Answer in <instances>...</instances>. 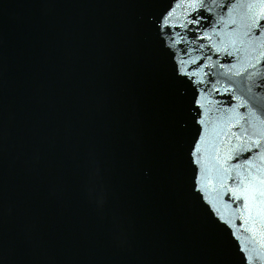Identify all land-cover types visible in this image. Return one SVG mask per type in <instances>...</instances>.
<instances>
[{
    "label": "water",
    "instance_id": "95a60500",
    "mask_svg": "<svg viewBox=\"0 0 264 264\" xmlns=\"http://www.w3.org/2000/svg\"><path fill=\"white\" fill-rule=\"evenodd\" d=\"M262 10L0 0V264H264V203L222 187L264 128Z\"/></svg>",
    "mask_w": 264,
    "mask_h": 264
},
{
    "label": "snow or ice",
    "instance_id": "6c2138e0",
    "mask_svg": "<svg viewBox=\"0 0 264 264\" xmlns=\"http://www.w3.org/2000/svg\"><path fill=\"white\" fill-rule=\"evenodd\" d=\"M179 2H183V0H179ZM191 2L200 5L201 9H203L205 4V0H191ZM212 2L214 3L215 0H212ZM238 2L248 6L249 9H251L253 5L264 6V0H238ZM171 16V11H167L162 15L160 18L162 29L168 26V20ZM205 19H208V17L203 15L201 11L191 17V24L195 29H198L202 20ZM262 30H264V10L253 13L249 17L248 31H246L244 35L249 36V33H252L253 36L249 37L250 39L253 37L258 38ZM201 47H204V45L202 44ZM179 63H183V61ZM249 91L251 90L249 89ZM252 107L255 111L261 112V115L264 116V101H254ZM257 119L259 120V125L264 126V119H260L259 117ZM252 134L257 137L255 140H252L250 144L239 146L235 150L238 154L228 157V159H235L238 164L242 159L243 164H241L240 167L244 169L246 174L241 175L237 173L239 179L236 181L235 188H228L226 185H222L234 200H239L241 202L242 207L245 209L251 202L259 201L260 203H264V173H261L258 168L257 174L253 176L249 170L252 167L250 162L252 161L253 155H256L258 160L264 161V154H261L259 151L261 147H264V145L261 144V141H264V128L253 126ZM249 139L251 140V137ZM253 146L257 149L255 153L253 152ZM245 153L247 154L245 155ZM193 155H195V152H193ZM244 165H249V168H244Z\"/></svg>",
    "mask_w": 264,
    "mask_h": 264
}]
</instances>
